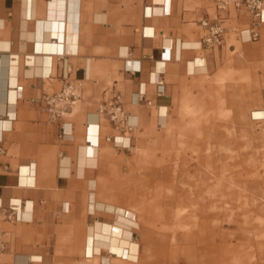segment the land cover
Returning <instances> with one entry per match:
<instances>
[{
	"label": "crops",
	"instance_id": "1",
	"mask_svg": "<svg viewBox=\"0 0 264 264\" xmlns=\"http://www.w3.org/2000/svg\"><path fill=\"white\" fill-rule=\"evenodd\" d=\"M217 15H225V43L200 46V20ZM251 23L246 11L223 13L211 0H0V233L8 243L6 263L169 264L160 242L134 230L121 236L116 228L112 236L106 229L117 216L134 217L127 205L137 197L127 191V179L112 187L113 196L101 187L111 150L127 149L106 139L120 130L99 113L100 105L120 94L136 129L153 117V108L157 125H165L175 91L193 77L220 72L229 57L264 73V23L259 38L249 40L245 28ZM133 61L139 69L128 71ZM67 67L70 79L83 81L82 96L52 123L33 99L60 90ZM161 81L165 92L158 95ZM261 86L262 100L264 76ZM137 93L151 103L138 101ZM89 229L117 249L89 243ZM231 233L217 230L221 239ZM122 247L130 255L122 256Z\"/></svg>",
	"mask_w": 264,
	"mask_h": 264
},
{
	"label": "rangeland",
	"instance_id": "2",
	"mask_svg": "<svg viewBox=\"0 0 264 264\" xmlns=\"http://www.w3.org/2000/svg\"><path fill=\"white\" fill-rule=\"evenodd\" d=\"M226 66L215 75L191 78L175 91L165 125H157L153 108V117L135 129L131 147L122 152L112 149L108 158L105 186L101 187L113 196L112 187L127 179L128 192L137 197L128 200L127 209L141 223L134 232L140 238L160 242L169 264H264V222L261 225L259 214L248 209L256 204L264 208V115L256 113L264 109L260 96L264 73L233 57L227 59ZM208 146L215 155L209 160L217 168L221 170L233 155L228 161L232 170L249 174L254 181L248 189L250 204H244L243 198L229 200L232 202L224 199V203L217 199L218 191L213 192L216 187L209 188V195L195 192L189 185L200 182L206 172ZM199 152L201 162L194 156ZM237 201L244 205L240 202L237 205L241 207L232 208L231 203ZM221 226L233 233L221 239L217 235ZM4 260H8L7 255Z\"/></svg>",
	"mask_w": 264,
	"mask_h": 264
},
{
	"label": "built area",
	"instance_id": "3",
	"mask_svg": "<svg viewBox=\"0 0 264 264\" xmlns=\"http://www.w3.org/2000/svg\"><path fill=\"white\" fill-rule=\"evenodd\" d=\"M216 8L223 12L229 13L231 9L244 10L252 17L251 26L245 28L248 31L249 40H257L259 38L258 27L264 23V1L263 0H211ZM225 15H217L214 18L204 17L200 20V24L204 27V34L199 39V45L207 48L220 47L225 43L226 26L223 23ZM62 52V51H61ZM64 52L59 54L62 59ZM128 71L138 70L139 67L128 62L126 65ZM71 68L67 67L65 82L62 88L52 93H45L42 97L33 99L34 102L41 101L43 108L47 114L48 120L56 123L66 117L72 111L74 105L81 99L84 83L82 80H72L69 77ZM165 92L164 83H159L157 94L163 95ZM138 101H147L144 93H137ZM99 113L107 116L120 130V134L116 136H107L106 139L113 142L115 147L129 149L131 147V138L137 127V123L131 121V114L126 112L121 106V95L114 94L107 101L102 103ZM122 132V133H121ZM66 132L60 133L62 137ZM128 141V142H127ZM2 151V148H0ZM65 156H61V162ZM8 219H17L16 216L6 215ZM8 249L7 240L0 233V264H7L4 255Z\"/></svg>",
	"mask_w": 264,
	"mask_h": 264
},
{
	"label": "bare ground",
	"instance_id": "4",
	"mask_svg": "<svg viewBox=\"0 0 264 264\" xmlns=\"http://www.w3.org/2000/svg\"><path fill=\"white\" fill-rule=\"evenodd\" d=\"M61 49V48H60ZM49 50H56V51H58L59 50V48H57V47H50L49 48ZM64 50V49H63ZM263 108V107H262ZM254 110V109H253ZM256 113L257 114H259V115H264V109L263 110H258V111H256ZM255 113V114H256ZM252 115V114H251ZM253 116V115H252ZM259 118V117H258ZM262 119V118H261ZM132 121V120H131ZM211 134V133H210ZM203 136H206V135H204L203 134ZM209 136V135H208ZM212 137V136H211ZM204 138V137H203ZM209 139H210V137H209ZM208 139V140H209ZM195 140V139H194ZM198 141V140H197ZM206 141V140H205ZM211 141V140H210ZM202 142V141H201ZM213 143V142H212ZM225 143V142H224ZM199 144H200V142H199ZM205 145V144H204ZM224 145H226V144H224ZM210 146V145H209ZM208 146V148H206L207 150H208V152H209V154H207V159H208V163L206 164V172L204 173H202V176H201V180H200V182H195V181H191L190 182V186H192V189L193 190H195V192H200V193H203V194H205V193H208L209 194V188L210 187H216L214 190H213V192L214 191H218V196H217V199L218 200H222V202H224L223 200L225 199V200H231V199H236V198H238L239 200H242V198H243V200H244V204L245 203H249V199H250V193H249V195H248V192H249V188H250V186L251 185H253V183L252 182H254L251 178H250V176H249V174H244V173H240V172H238V171H233L232 170V168H231V163H229L228 161L232 158V156H229L228 157V160H226V162H224L223 163V165H222V168H221V170L219 169V168H217L212 162H210V160L209 159H215V155L211 152V150L213 149L212 148V146L211 147H209ZM202 147H204V146H202ZM196 148V147H195ZM197 150H198V148H196ZM196 149H195V151H196ZM205 149V148H204ZM202 150V149H201ZM198 151H200V150H198ZM197 152V151H196ZM211 152V153H210ZM196 154V153H195ZM222 155V154H221ZM194 156H197V158H198V162L200 161H202L201 159H202V155L200 154V152L197 154V155H194ZM220 155H218V157H219ZM223 156V155H222ZM217 158V157H216ZM233 159V158H232ZM221 161V160H220ZM219 161V162H220ZM218 162V161H217ZM217 165H218V163H217ZM219 166V165H218ZM255 168V167H254ZM237 169V168H236ZM239 169H241V168H239ZM243 170V169H242ZM255 170V169H254ZM250 171V170H249ZM247 173H248V171H247ZM258 174V173H257ZM254 175V174H253ZM209 176H211V178L213 179L212 181H210L209 180ZM256 179H257V177H256ZM257 182H259L258 180H256ZM256 182V183H257ZM127 187V186H126ZM140 187V186H139ZM158 188V187H157ZM136 189V188H135ZM137 190V189H136ZM149 190V189H148ZM158 190V189H157ZM156 190V191H157ZM261 190V189H260ZM128 191V190H127ZM139 192V191H138ZM259 192V191H258ZM157 193V192H156ZM131 194V193H130ZM139 194H141V193H139ZM147 194V193H146ZM213 194V193H212ZM215 194V193H214ZM262 194V193H261ZM127 195V194H126ZM210 195V194H209ZM129 196V195H128ZM159 196V195H158ZM252 196V195H251ZM160 197V196H159ZM210 197V196H209ZM214 199V198H213ZM255 201H256V198H253ZM232 200V201H233ZM205 201V200H204ZM214 201H216V200H208L207 201V203H209V204H211V203H213ZM232 201H229V202H232ZM241 202V203H240ZM242 202L243 201H237V203H231V207L232 208H234V207H237L238 205V203H240V205H244V204H242ZM141 203V202H140ZM139 203V204H140ZM214 203H216V202H214ZM225 203V202H224ZM226 203H227V201H226ZM228 204H230V203H228ZM228 204H226L227 206H228ZM250 204V203H249ZM254 204H256V202H254ZM259 204V203H258ZM127 205V204H126ZM131 205V204H130ZM144 205H145V203H144ZM203 205H204V203H203ZM213 205V204H212ZM220 205H222L221 203H220ZM237 205V206H236ZM210 205H208V207H209ZM218 206V205H217ZM197 207V206H196ZM203 207V206H202ZM208 207H206V208H208ZM222 207H223V205H222ZM229 208H230V206H228ZM238 207H241V206H238ZM146 208V207H145ZM224 208V207H223ZM194 209H195V207H194ZM200 209V208H199ZM248 209H250V210H252L253 212H254V214L255 213H257V214H259L258 215V219H259V221H261V225H262V223L264 222V208H261L260 206H257V204L256 205H253L251 208H248ZM201 210V209H200ZM231 210V209H230ZM233 210V209H232ZM249 210V211H250ZM209 211V210H208ZM220 211V210H219ZM233 211H235V210H233ZM232 211V212H233ZM195 212H197V211H195ZM212 212V211H211ZM178 213H180V210H178ZM204 214V213H203ZM218 214V213H217ZM224 214V213H223ZM206 215H207V213H206ZM210 215H211V213H210ZM220 214H218V216H219ZM230 215H233V213L232 214H230ZM242 215V214H241ZM204 216H205V214H204ZM221 216V215H220ZM243 216V215H242ZM230 217V216H229ZM233 218V217H232ZM230 219V218H229ZM201 220H203V219H201ZM228 220V219H227ZM232 221V220H231ZM250 222V221H249ZM204 223V222H203ZM254 225V224H253ZM260 225V226H261ZM207 226V225H206ZM239 226H240V224H239ZM98 227V226H97ZM139 227H141V223H140V221L137 219V218H134V217H130V216H126V215H120V216H117V218H116V222L115 223H110L108 226H107V231H110L111 232V235L112 236H114L115 234H113V231L114 230H116V228H120L121 229V232H120V235L121 236H124V235H130L131 233H132V231L134 230V228H139ZM198 228V227H197ZM259 228V227H258ZM209 230V229H208ZM190 232V231H189ZM88 234H87V239H88V241H89V243H93V245H94V241L96 240V242H98V241H101V242H104L105 244H106V248L109 250V249H113V248H116L117 249V246L115 247L114 246V244H111V241H110V239H102V238H98V237H96V235H95V232L93 231V229H89L88 230V232H87ZM208 238H209V236L208 235H204L203 236V239H205V240H208ZM223 241V240H222ZM227 241H229V240H227ZM241 241V240H240ZM192 242V241H191ZM249 242V241H248ZM99 243V242H98ZM97 243V244H98ZM228 243V242H227ZM96 244V245H97ZM240 244H241V242H240ZM249 244V243H248ZM247 244V245H248ZM195 245V244H194ZM214 246V245H213ZM216 246V245H215ZM225 246H227V245H225ZM224 246V247H225ZM218 247V246H217ZM220 248H222L221 246H219ZM229 246H227V248H228ZM92 248H93V246H92ZM216 248V247H215ZM215 248H213L214 250H215ZM121 249V248H120ZM235 249V248H234ZM247 248H245V250H246ZM204 250H205V248H204ZM227 250V249H226ZM230 250V249H229ZM244 250V251H245ZM211 251H213V250H211ZM222 251H224V250H222ZM231 251V250H230ZM122 252H123V255L122 256H124V255H130L129 254V250L126 248V247H122ZM201 252V251H200ZM229 252V251H228ZM238 252V251H237ZM246 252H249V251H246ZM245 252V253H246ZM87 253V252H86ZM88 253H89V251H88ZM92 253V252H91ZM231 253V252H230ZM232 253H234V252H232ZM243 253V252H242ZM216 254H218V253H216ZM220 255V254H219ZM223 256L225 255V253L224 254H222ZM244 256V255H243ZM246 256V255H245ZM244 256V257H245ZM120 257V256H119ZM213 257V256H212ZM214 257H216V256H214ZM218 257H220V256H218ZM222 257V256H221ZM242 257V256H241ZM198 258H199V254H198ZM224 258V257H223ZM223 258H221V259H223ZM250 258V257H249ZM190 259H192V258H190ZM220 260V259H219ZM240 260V259H239ZM238 260V261H239ZM221 261V260H220ZM193 262V261H192ZM212 264H214V263H212Z\"/></svg>",
	"mask_w": 264,
	"mask_h": 264
}]
</instances>
